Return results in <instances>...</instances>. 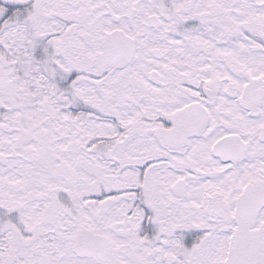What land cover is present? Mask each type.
Here are the masks:
<instances>
[{"label":"snow or ice","instance_id":"snow-or-ice-1","mask_svg":"<svg viewBox=\"0 0 264 264\" xmlns=\"http://www.w3.org/2000/svg\"><path fill=\"white\" fill-rule=\"evenodd\" d=\"M0 264H264V0H0Z\"/></svg>","mask_w":264,"mask_h":264}]
</instances>
